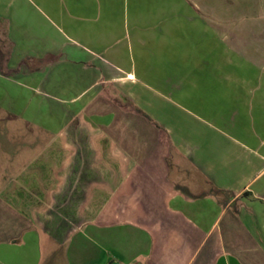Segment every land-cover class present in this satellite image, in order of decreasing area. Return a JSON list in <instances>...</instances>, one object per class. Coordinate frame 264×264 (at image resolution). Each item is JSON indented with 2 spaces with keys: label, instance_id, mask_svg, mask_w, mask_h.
<instances>
[{
  "label": "crops",
  "instance_id": "obj_1",
  "mask_svg": "<svg viewBox=\"0 0 264 264\" xmlns=\"http://www.w3.org/2000/svg\"><path fill=\"white\" fill-rule=\"evenodd\" d=\"M253 1L0 0V111L35 149L0 173V264H264Z\"/></svg>",
  "mask_w": 264,
  "mask_h": 264
},
{
  "label": "rangeland",
  "instance_id": "obj_2",
  "mask_svg": "<svg viewBox=\"0 0 264 264\" xmlns=\"http://www.w3.org/2000/svg\"><path fill=\"white\" fill-rule=\"evenodd\" d=\"M253 2L255 4L258 3L259 0H254ZM237 10L238 14L242 15L246 14V10H248V13L253 15L257 13L260 14V7L256 5H254L252 8L238 7ZM222 32H224V30H222ZM0 47L4 49L3 51L5 54L8 55L10 53V44L8 42V38L6 37L5 27L2 22H0ZM205 50H208V48L206 47ZM31 129H34L32 125L20 119L13 118L10 116V114L7 115V113L4 114V112L0 111V146H2V143L6 141L7 134V137L10 138L14 146L16 145L19 149L18 152L15 153L16 157L13 158V165H11L10 157H7L3 152L0 153V173H2L6 167L15 170L18 166V162L20 163L22 160H26L34 155V148L29 147L25 149V147L21 146H24L25 144L31 145L30 143H34V134L31 132ZM119 237L122 239V236ZM45 248L46 252L43 257L42 264H53L52 259L56 261L55 264H68L67 246L55 248L54 253L50 254V256L48 245H46ZM89 254L90 252L87 255Z\"/></svg>",
  "mask_w": 264,
  "mask_h": 264
},
{
  "label": "trees",
  "instance_id": "obj_3",
  "mask_svg": "<svg viewBox=\"0 0 264 264\" xmlns=\"http://www.w3.org/2000/svg\"><path fill=\"white\" fill-rule=\"evenodd\" d=\"M3 50L4 49L0 47V62H1L2 68H3L4 61H5L6 57H7V54H5V52ZM3 72L5 73L4 69H3Z\"/></svg>",
  "mask_w": 264,
  "mask_h": 264
}]
</instances>
